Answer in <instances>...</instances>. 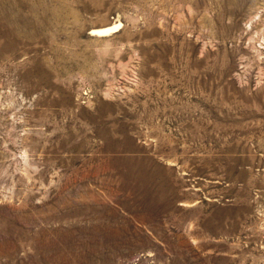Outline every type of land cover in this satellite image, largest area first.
Wrapping results in <instances>:
<instances>
[{"label":"rangeland","instance_id":"374dc122","mask_svg":"<svg viewBox=\"0 0 264 264\" xmlns=\"http://www.w3.org/2000/svg\"><path fill=\"white\" fill-rule=\"evenodd\" d=\"M0 264H264V0H0Z\"/></svg>","mask_w":264,"mask_h":264},{"label":"bare ground","instance_id":"6f19581e","mask_svg":"<svg viewBox=\"0 0 264 264\" xmlns=\"http://www.w3.org/2000/svg\"><path fill=\"white\" fill-rule=\"evenodd\" d=\"M108 29V28H107ZM107 29H105V30H101V31H99V33H94V34H101V35H103V32L105 33L106 31H108ZM109 29H111V28H109ZM113 29H114V27H113ZM112 29V30H113ZM111 30V31H112ZM96 31V30H95ZM105 34H107V33H105Z\"/></svg>","mask_w":264,"mask_h":264}]
</instances>
